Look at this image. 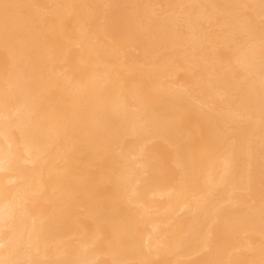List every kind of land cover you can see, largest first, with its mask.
<instances>
[{
  "label": "bare ground",
  "instance_id": "6f19581e",
  "mask_svg": "<svg viewBox=\"0 0 264 264\" xmlns=\"http://www.w3.org/2000/svg\"><path fill=\"white\" fill-rule=\"evenodd\" d=\"M0 264H264V0H0Z\"/></svg>",
  "mask_w": 264,
  "mask_h": 264
}]
</instances>
